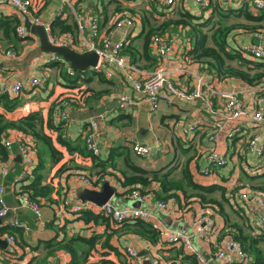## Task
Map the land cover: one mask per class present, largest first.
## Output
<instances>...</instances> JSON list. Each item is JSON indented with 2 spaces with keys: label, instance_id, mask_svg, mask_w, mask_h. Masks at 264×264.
Wrapping results in <instances>:
<instances>
[{
  "label": "crops",
  "instance_id": "obj_1",
  "mask_svg": "<svg viewBox=\"0 0 264 264\" xmlns=\"http://www.w3.org/2000/svg\"><path fill=\"white\" fill-rule=\"evenodd\" d=\"M69 4H64L62 0H34V8L30 17L24 18L16 12L10 5L0 6V20L5 17H17L21 20V25L25 27L27 37L21 40H6L3 31L0 30V52L13 49L18 53L17 58H9L0 55V95L4 86L16 81L27 82L31 78L47 77L49 83L44 88H29L23 90L18 98H15L16 108L7 112L0 102V113H5L7 119L17 120L22 116H27L31 112H38L45 117L53 103L72 98L79 99L78 88L71 87L69 77L66 75L68 62H62L60 67H54L47 62L49 54L41 47L39 36L32 30L26 29V21L33 25L34 17L39 16L43 23L50 24L56 17L81 18L86 25L85 35H88L89 24L93 18H98L100 23V40L111 37L116 41L124 40L136 49L134 58L124 54L127 60L137 66L142 73L141 77L148 76L158 66L159 58L155 53L153 44L150 48V58H145L143 54V42L138 39L142 32V15L153 13V19L164 22L170 18H176L177 14L183 11L190 12L194 16L202 17V21L207 20L213 14L212 9H202L192 0H177L173 7L164 8L157 5L153 0H84L78 4V0H68ZM77 4L79 12L77 11ZM249 6L254 15H264L263 11L253 9L248 0L242 3L221 4L227 11H235ZM120 9L119 11H117ZM228 13L227 25L234 23L247 25L246 27H236L227 36V43L230 49H241L247 45L264 46V21L252 22L244 16L235 17L233 12ZM240 13V12H239ZM241 14V13H240ZM123 18H134L135 23L131 28L124 27L117 30L115 24ZM220 17L216 14L214 20ZM235 19V22L231 20ZM250 26H262L258 30H249ZM165 37L174 40L173 51L164 67L167 75L177 86L183 90H192L195 80L193 74L205 73L206 86L203 91V99L186 100L182 98H172L167 90L161 91L162 99L160 108L151 111L148 102L141 94L134 91L131 84L126 81L122 70L114 65L106 64L100 72L105 81H101L100 76L91 75L90 87L95 90H107L108 93L98 102L95 107L84 108L74 105V100L67 109L70 115V122L66 123V137L72 142L86 145V133L88 123L92 118H97L99 123L98 144L100 146L99 162H102L105 173L99 179L98 173L102 168H98L91 158H82L77 154L72 158L67 153L62 162L49 170L46 181L49 182L51 176H55L58 169L68 162H76L73 168L81 167L82 170L73 174L67 180L64 176L53 177V186L56 191L52 194V202H42L43 217L38 220L36 216L22 204L18 194L20 185L15 183L24 169L23 162L18 159L19 143L26 142L31 147L35 157L36 149L34 140L16 131H10L5 141L13 142L12 150L9 151V161L0 162V170L3 165H8V175L3 178L5 186V200L10 209V219L0 225V239L6 240L11 233L2 234V226H11V223L18 220L25 227L23 233H15L17 236V247L14 252L0 249V264H27L33 257L42 256L45 250L40 246V242L48 241L58 237L61 240L65 237L73 236L91 237L92 235L110 236V244L117 249L120 256L107 250H93L87 263L85 264H151L154 258H158L160 264H182L181 256L176 251L180 245H169L165 241L163 231H179L190 237L194 252L188 254L202 255L208 264H221L215 254L220 246L228 239V226L234 223L245 225V230L257 238L264 236V229L256 226L259 217L264 216V207L251 206L244 201L241 196L249 193L251 196H264V161L259 162L257 155L249 149L248 142L254 134H259V145L264 148V126H258L252 120L246 119L239 122L243 126L242 133L234 140H229L226 133L238 126V122L228 120L224 106L226 103L224 94L237 92L246 104L247 108H255L258 94L255 88L239 79L219 78L206 64L198 63L187 56L191 49L187 29L179 27L175 32L172 28L164 34ZM21 38V37H20ZM19 38V39H20ZM66 41H71L75 47L81 44L82 40L78 34L77 40L71 35H61ZM75 41V42H74ZM80 50V49H78ZM136 56V57H135ZM252 60V58H250ZM137 60V62H136ZM93 70V69H92ZM78 84L84 83L78 81ZM76 84V83H75ZM82 85V84H81ZM82 86L81 89L85 88ZM121 95H128L138 102V105L128 111L120 110L119 98ZM28 105L30 113L23 110ZM105 108L102 115L98 114V109ZM55 123L62 122L59 119V112H54ZM220 121L224 124V131L218 134L217 142H210L207 133L212 129V122ZM199 123V129L188 141L181 133L182 126L188 122ZM148 146L153 149L147 157H140L134 150V144ZM162 150L156 152L157 146ZM34 146V149H33ZM215 149L219 153L228 157V165L225 167H212L209 165L208 156ZM128 155L133 163L149 171H159L171 169L172 178L181 179L182 170L186 167L190 170L194 182L202 186H220L224 192L218 191L212 196L223 203L224 214H221L217 206L202 205L197 200H185L182 193H178L177 199L168 200L170 208L160 210L157 204L164 200L161 198L160 187L157 184L149 186L148 190L153 191L152 199L144 203H137L130 197L128 189L122 185L123 172L127 171L125 156ZM71 166V165H70ZM211 173L206 175L205 172ZM83 175V176H81ZM84 176L90 177L96 188L89 187L83 183ZM105 183H109L116 190V194L111 200L119 208H142L153 215L152 224L161 232L162 242L152 243L135 231V222H128L122 227H116L110 220L98 224H86L83 220L71 211L73 205L82 204L79 193L83 189H95L100 191ZM62 185V187H60ZM101 188V189H100ZM59 193H58V191ZM68 207V210L65 207ZM213 207V208H212ZM206 214L212 216L216 223V230L210 238L204 240L197 233V226L193 221ZM64 228L62 231L54 227H48V223L54 222ZM42 224L47 225L45 228ZM13 228V227H12ZM14 229V228H13ZM59 234V235H58ZM12 235V234H11ZM166 244H164V243ZM129 247L138 252V257L133 259L128 253ZM20 259H16V255ZM71 257L66 252H59L53 256L48 264H68ZM249 258L247 264H251Z\"/></svg>",
  "mask_w": 264,
  "mask_h": 264
},
{
  "label": "trees",
  "instance_id": "obj_2",
  "mask_svg": "<svg viewBox=\"0 0 264 264\" xmlns=\"http://www.w3.org/2000/svg\"><path fill=\"white\" fill-rule=\"evenodd\" d=\"M82 1L84 0H78V4H81ZM153 2L162 6L156 0H153ZM78 4L77 11L79 12L80 9ZM163 7L168 8L167 6ZM119 10L120 9L117 11ZM227 12L237 13L235 17L240 18L244 16L247 20L252 22L259 23L264 21V15H254L247 5L242 7L240 11H227L219 2L215 3L212 16L204 21H202V17H197L190 12L183 11L178 13L176 18H170L159 23L157 19L156 22L155 19H153V17H155L153 13H144L141 16L143 28L138 39H141L143 42L142 50L145 58L151 59L149 53L155 36H164L170 28L176 32L179 27H182L187 29V34L191 42V49L187 56L192 60L206 64L219 78L233 77L250 86H264V60H251L242 50L230 49L228 46L227 36L230 31L236 27L243 28L247 25H242L241 23H234L230 26L227 25L226 21L228 22L229 20ZM216 14L220 17L218 21L214 20ZM20 26L21 20L17 17H5L0 20V30L3 31L6 40H21L22 38L18 35V28ZM260 27L262 26H250L249 30H258ZM51 30L56 37L71 35L76 41L79 34L78 21L74 17L62 19L59 16L51 23ZM125 53L128 54L130 58H134L136 49L132 47L131 44L128 45L126 43L124 54ZM61 64L62 63H54L51 65L60 67ZM90 74L100 76L101 81H105L100 72L92 69H88L85 72L75 70L73 76L66 73L71 84H74L71 87L78 88L79 90V99L75 98L74 100L69 98L71 102L74 100V105L76 106H82L84 108L95 107L108 93L107 90L98 91L90 87L92 81ZM78 81H83L84 83H81V85L77 83ZM84 85H86V87L81 89ZM14 99L10 98L6 93L0 95V102L7 112H11L16 108L17 104ZM69 100L64 99L60 101V103L55 101L47 117L38 112H31L27 116H22L17 120H9L5 113H0V162L6 163L9 161L10 155L8 148L5 146V139L9 136L10 131L22 133L26 136H30L31 139L34 140L37 155L36 164L30 174L19 183L20 187L17 191L19 195L20 193L27 195L30 200L39 203L40 206H42V202L44 201L52 202L51 197L56 189L51 183L46 181L47 173L50 169L62 162L66 157V153L71 156V158L77 154L79 157H89L95 163H98L95 166L102 168L98 173V175L101 176L99 177L100 181L105 173V165L99 162L98 158H96L98 156H94L90 153L85 144L72 142L66 137L65 130L67 124L65 122L55 123L54 112L61 108L60 106L63 101ZM124 160L128 170L123 172L124 180L122 181V185L124 188L128 189V193L138 189L143 194L151 193L153 195L154 192L148 190V188L152 184H157L160 187L161 198L164 202H168V200L175 198L177 199L178 193H182L186 201L195 199L202 205L217 206L221 214H224L223 203L215 199L212 195L218 191L224 192L225 190L220 186L206 187L194 182L188 167L182 170L181 179H175L171 177V169L149 172L133 163L128 155L125 156ZM80 170H82L81 167L73 168L67 162L58 169L54 177H60L61 179V177L64 176L69 180L74 173ZM60 187H62V185ZM65 208L68 210L67 206ZM72 213L78 215L86 224L109 222L108 217L92 209ZM135 223V231L137 233L147 238L152 243L162 242L160 239V230L155 228L152 224L142 220H136ZM47 225L48 227H54L61 231L64 229L59 225L56 226L55 221ZM1 232L2 234L11 233L15 235V233H23V229H13L11 226L7 225L2 226ZM226 236L241 244L248 257L252 258L251 264H264V236L258 235L256 238L245 230V225H240L238 223L228 226ZM58 237L59 236L48 241L40 242V246L45 250L44 255L33 257L27 264H48L49 260L59 252H66L70 255L71 260L68 264L87 263L93 250L97 252L100 250H107L119 256L121 254L117 249L111 246L109 235L105 236L106 238L104 240L103 236L100 235H92L91 237L78 235L71 238H67L64 235V238L61 240H58ZM185 251L184 246H181L176 251V253L181 256L182 264H200L196 254H187Z\"/></svg>",
  "mask_w": 264,
  "mask_h": 264
},
{
  "label": "built area",
  "instance_id": "obj_3",
  "mask_svg": "<svg viewBox=\"0 0 264 264\" xmlns=\"http://www.w3.org/2000/svg\"><path fill=\"white\" fill-rule=\"evenodd\" d=\"M64 4H69L68 0H62ZM162 6L173 7L177 0H156ZM196 5L202 9H212L216 2L221 4H232V3H242L246 0H192ZM251 6L256 11L264 10V0H248ZM10 5L16 12L22 15L24 18L30 17L34 8V0H0V6ZM79 34L82 40L78 47H75L71 41H66L62 38H58L53 35L50 24H45L42 22L39 16L34 17L33 22L38 25H42L45 28V32L48 35L49 41L52 45L59 47H69L77 52L84 53L87 51H95L99 55V64L93 70L100 71L106 64L114 65L122 70L124 78L129 82L135 92L141 94V96L148 102L151 111L155 112L160 108V101L162 99L161 91L167 90L172 98H182L186 100H199L203 99V89L206 86L205 73L193 74L195 84L192 90H183L177 84L169 78L167 71L164 67L165 62L169 59L172 54L174 40L164 37L155 36L153 38L152 44L156 55L159 58V63L157 68L150 73L148 76H139L142 71L130 63L126 56L124 55V49L126 46V41L119 40L116 41L111 37H107L100 40V23L98 18H93L89 24L88 35H85L86 25L81 18H78ZM134 18H123L116 22L115 28L117 30L124 27L131 28L134 26ZM18 35L21 38L27 37L25 27L21 25L18 28ZM80 49V50H78ZM240 50L246 56H251L253 60L263 61L264 60V46H254L247 45L242 47ZM0 55H4L9 58H17L18 53L13 50H6L0 52ZM47 62L49 64L66 62L62 57L49 54ZM74 70L69 66L67 68V73L69 75H74ZM49 79L47 77L42 78H31L27 82L16 81L12 84H6L4 86L3 92L8 94L10 98L14 99L21 95L24 89L29 88H44L48 85ZM256 94H258L257 100L253 109L247 108L243 100L240 98L237 92H231L224 94L223 97L226 100L224 106V112L228 120L238 122V126L232 128L226 133L229 140H234L237 136L242 133L243 126L239 124L242 120L250 119L258 126H264V86H259L255 88ZM71 102L63 101L61 103V108L58 110L59 119L62 122H70V115L67 109L70 107ZM138 105V102L128 95H121L119 98V108L123 111H128L131 108ZM23 110L27 113L31 112L28 105L24 106ZM199 129V123L194 121L186 122L182 128L181 133L185 140L188 141ZM224 131V124L218 120L212 122V129L207 133V137L210 142H217L218 134ZM99 123L97 118H92L88 123L87 133H86V146L90 153L94 156H99L100 146L98 144ZM5 146L12 150L13 142L11 140L5 141ZM249 149L254 152L260 163L264 161V148L259 145V134H254L249 142ZM134 152L140 157H147L153 152V149L148 146H142L139 143L134 144ZM162 147L157 146L156 152H160ZM19 152L22 156L24 169L18 178L15 179V183H19L24 180L31 172L36 164V157L26 142L19 143ZM209 165L212 167H225L228 165V157L219 153L213 149L208 156ZM8 165H3L0 170V217L6 216L10 209L5 200V186L3 183V178L8 175ZM211 171L207 170L206 175L210 174ZM83 183L87 186H91L93 180L91 181L88 176L82 178ZM48 183L53 184L52 180ZM94 184V182H93ZM152 194H143L140 190L135 189L131 192L130 197L137 203H144L145 201L152 199ZM20 201L25 207H27L38 220L43 217L42 208L39 203L30 200V198L20 193ZM241 198L248 202L251 206L264 207V196H251L249 193L242 194ZM171 204L168 202L160 201L157 207L160 210H166L170 208ZM86 209H92L96 212H101L104 216L108 217L109 220L116 226L122 227L128 222H135L136 220H142L147 223H151L153 220V215L142 208H119L113 202H108L102 207L90 202H82V204L73 205L71 211L81 212ZM197 226L198 235L206 240L210 238L211 234L216 230V223L211 215L206 214L198 219H195L192 223ZM45 224L42 227L45 228ZM257 228L264 229V216L258 218L256 223ZM11 227L16 229L26 230V227L18 220L11 223ZM165 241L170 245H181L189 252H194L192 242L189 236L179 231H163L162 232ZM6 241L10 247L15 249L17 247L16 235H8ZM128 255L135 259L138 257V252L129 247L127 249ZM197 255L200 264H208L202 255ZM217 260L221 264H247L249 257L245 250L242 248L241 244L236 242L232 238H228L220 246L215 254ZM20 255H16L18 259ZM20 259V258H19ZM151 264H160L158 258H154Z\"/></svg>",
  "mask_w": 264,
  "mask_h": 264
},
{
  "label": "water",
  "instance_id": "obj_4",
  "mask_svg": "<svg viewBox=\"0 0 264 264\" xmlns=\"http://www.w3.org/2000/svg\"><path fill=\"white\" fill-rule=\"evenodd\" d=\"M26 29L32 30L39 36L41 47L47 54H55L62 57L66 62L70 64V67L75 71L82 72L88 69H94L99 64V55L95 51H87L84 53L77 52L69 47H59L52 45L49 41L48 35L45 32V28L42 25H33L29 20L26 21ZM260 46V45H256ZM105 111L104 107L98 109V114L102 115ZM18 159L23 162L20 152L18 153ZM116 194V190L110 186L109 183H105L100 191L83 189L79 193V199L81 202H90L98 207L104 206L110 202ZM10 219V212L3 217H0V225ZM0 249L14 252V249L10 247L6 240L0 239Z\"/></svg>",
  "mask_w": 264,
  "mask_h": 264
},
{
  "label": "rangeland",
  "instance_id": "obj_5",
  "mask_svg": "<svg viewBox=\"0 0 264 264\" xmlns=\"http://www.w3.org/2000/svg\"><path fill=\"white\" fill-rule=\"evenodd\" d=\"M231 21H232V22H235L236 20H235V19H232ZM248 57H249V58H251V56H249V55H248ZM67 158L71 160V158H70V157H67ZM75 163H76V162H74V161H71L69 165H71V166H76V164H75ZM81 176H83V175H81ZM53 177H54V176H51V179H50V180H53ZM88 178H90V177H88ZM90 180L92 181V179H91V178H90ZM89 187L96 188V186L93 184V182H92V185H91V186H89ZM100 189H101V188H100ZM93 190H95V189H93Z\"/></svg>",
  "mask_w": 264,
  "mask_h": 264
}]
</instances>
